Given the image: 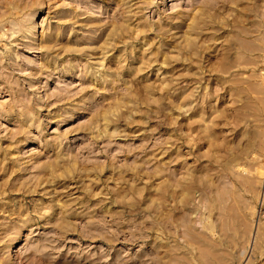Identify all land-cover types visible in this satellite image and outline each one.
Wrapping results in <instances>:
<instances>
[{"label":"rangeland","instance_id":"obj_1","mask_svg":"<svg viewBox=\"0 0 264 264\" xmlns=\"http://www.w3.org/2000/svg\"><path fill=\"white\" fill-rule=\"evenodd\" d=\"M0 264H264V0H0Z\"/></svg>","mask_w":264,"mask_h":264},{"label":"bare ground","instance_id":"obj_2","mask_svg":"<svg viewBox=\"0 0 264 264\" xmlns=\"http://www.w3.org/2000/svg\"><path fill=\"white\" fill-rule=\"evenodd\" d=\"M250 235H251V241H253V231L250 232ZM249 239H250V237H249Z\"/></svg>","mask_w":264,"mask_h":264}]
</instances>
